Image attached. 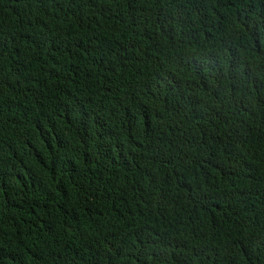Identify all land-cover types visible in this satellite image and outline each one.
Masks as SVG:
<instances>
[{
	"label": "trees",
	"instance_id": "trees-1",
	"mask_svg": "<svg viewBox=\"0 0 264 264\" xmlns=\"http://www.w3.org/2000/svg\"><path fill=\"white\" fill-rule=\"evenodd\" d=\"M0 264H264V0H0Z\"/></svg>",
	"mask_w": 264,
	"mask_h": 264
}]
</instances>
